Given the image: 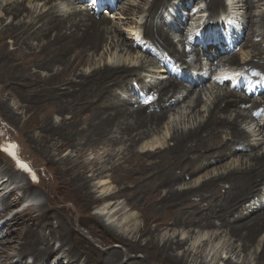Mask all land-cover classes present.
I'll list each match as a JSON object with an SVG mask.
<instances>
[{
	"label": "bare ground",
	"instance_id": "bare-ground-1",
	"mask_svg": "<svg viewBox=\"0 0 264 264\" xmlns=\"http://www.w3.org/2000/svg\"><path fill=\"white\" fill-rule=\"evenodd\" d=\"M26 1L14 0L0 5L5 12L0 17V83L15 91H22L27 99L39 102L44 114L41 129L48 135H61L62 131L69 129L68 135L73 140L78 139L81 128L77 126L85 120V144L90 147L98 144L107 146L102 155L84 162L92 172L90 177L85 175V171H80V165L71 157L62 160L54 159L50 152L47 154L48 162L59 168L60 179L66 181L70 190L77 195V209L87 211L101 198L105 200L106 208H112L117 203L114 214L121 215L125 206L137 207V200L144 199L147 214L164 206L165 219L167 217V221H172L174 226L185 227L189 236L185 239L178 236L161 237L158 229L146 220L143 225L131 229L128 237L112 224L103 225L99 214L82 216L78 220L82 226L89 225L92 229L101 225L108 236L107 243L117 241L125 248L124 251L118 248L106 250L105 247L101 250L74 223V212L70 208L59 205L57 212H52L48 206L45 208L46 203L39 205V210H42L39 215L29 217L27 213L31 212V206H27L9 219L8 224L18 226V230L6 241L7 244L2 238L4 235L0 236V264H25L24 258L28 254L33 257V264H186L192 250L185 249L182 254L178 250L184 249L192 238L194 227L220 229L229 237L228 246L232 254L243 256L244 261L253 257L255 264H264V241L261 249H256L258 237L264 232V150L259 147L264 143V127H260L261 137L256 142L250 140V133L242 127L248 118L254 120L263 111L264 95L260 101L243 98L231 87L223 88L229 79L222 78L219 88L226 89V92L221 89L224 93L218 94L217 91L218 95L205 119L188 128L174 129L170 134L172 143L168 146H156L147 152H139V142L159 130L169 112H178L177 107L181 102L189 101L186 107L191 110L189 121L197 120L198 106L202 103L201 89L195 98L192 95L202 81L194 85L192 80L188 81L186 73L177 72L164 81L145 84L142 68L156 61L144 56L138 63H128L131 51L137 45L122 37L120 24L129 20L115 22L113 18L121 17L109 13L98 15L97 11L93 15L86 2L88 0H45L44 6L59 2L37 15L25 4ZM169 1L152 2L141 26L143 35L192 70L194 62L200 60V53L194 46L195 41L189 43L185 36L182 51L174 43L171 27L162 21L163 8ZM260 1L245 0L244 5L251 8ZM77 3L86 5L83 7ZM92 4L94 10L98 8L95 2ZM224 5L222 0H210L207 8L211 12L210 19L214 17L213 14L225 9ZM117 7L126 11V15L135 11L108 5L111 10ZM137 7L140 8L139 5ZM25 12L28 17L32 16L30 20H21ZM250 14L249 21L254 25V18ZM7 17H13V20L6 23ZM112 19L115 22L114 30L109 26ZM110 33L115 38L117 51L114 61L90 73L79 72L83 57L90 49H99ZM207 33L210 34V29H207ZM139 34L140 39L142 36ZM8 38L13 40L12 48L8 45ZM34 39L41 43L35 46ZM219 55H216L214 63L209 64L210 72L223 70L227 64L239 63L236 56ZM245 68L250 75L257 71L264 72V58L255 55L245 63ZM43 70L48 72L47 75H42ZM133 79L145 85L147 95L144 99H132ZM119 89L127 91L131 99L123 98ZM57 109L73 112L71 122L62 119L58 125L54 124L51 113ZM73 126L79 133H70ZM13 144L9 142L0 146V173L9 177L0 180V188L3 185L6 187L10 180H21L25 181L22 187L25 191H33L38 177L32 172V166L16 151V144ZM119 144L124 149L116 158L114 150ZM231 156L241 159V164L210 176L199 184L177 187L197 177L208 166H221ZM106 171L111 172L112 182L118 189L114 194L105 191L98 198L93 192L92 181L104 177ZM13 190L1 196L0 215L18 202L20 197L14 199L15 202L8 201ZM116 197L119 200L122 198L125 203L121 204L114 199ZM92 230L96 235V231ZM159 236L162 242L158 240ZM54 240L60 241V246L55 247ZM238 242L242 246L240 250H237ZM17 247L22 252L15 260L6 253L7 249ZM137 250L145 255L135 260H123L125 255L129 256ZM60 252H63L66 263L60 260ZM202 252L203 248L197 249L195 256L203 257ZM203 261L199 264H204ZM245 263L234 262L231 257L225 259V264Z\"/></svg>",
	"mask_w": 264,
	"mask_h": 264
},
{
	"label": "rangeland",
	"instance_id": "rangeland-1",
	"mask_svg": "<svg viewBox=\"0 0 264 264\" xmlns=\"http://www.w3.org/2000/svg\"><path fill=\"white\" fill-rule=\"evenodd\" d=\"M11 1L14 0H0V5H5ZM153 1L154 0H100L99 3L98 0L95 2L98 7L95 10L94 7H92L94 6L92 4V2L94 3V0L86 1L88 6L91 8V14L93 15L94 12L97 11L96 13H98V15L109 13L112 16L115 15L116 17H121L113 18L115 22L129 20L128 23L120 24V34L122 37L129 40L130 42H135L137 45V47L131 51V60H129L128 63H138L143 59L144 56L153 58L156 61V63H150L149 66L146 67L144 65L142 68L141 74L144 77L145 84L149 83L150 81H164L168 77L172 76L173 73L177 72L186 73L188 81L192 80L194 85L195 82L202 81L198 84L196 91H194L192 95V97L195 98L201 89L202 103L198 106L199 112L197 113V120L189 121L188 114L191 110L186 108L189 104V101H186L185 103L181 102L180 106L178 105L177 107V110H179L178 112H169L170 114L168 113V118L161 124L159 130L152 132L139 142L137 149L139 152L143 153L156 146H168L171 144L172 141L170 134L174 129H180L184 127L188 128L193 124L199 123L203 118L205 119L208 116V110L213 106L215 96L219 93L226 92V89H223L225 87L227 89L231 87L234 91L240 93L243 98L247 97V99L250 98L256 101L262 100V96L264 95V72L257 71L253 74L251 73L250 75L247 68H245V63L254 58L255 55H260L262 58H264V15L261 16L262 13H264V0H261L259 4L255 3V5L251 8L247 7V5H244L245 0H222L226 8L221 9L216 13V15L213 14L214 17L212 19H210L212 17L211 12L207 9L210 0H178L177 4L174 3L172 9L168 7V4L172 1L170 0L165 7L167 10L165 11V8H163L162 21L164 20L167 25L171 27L172 38L180 51H182L185 47V41L183 40L184 36L187 37L189 43L195 41L194 46L200 53V60L194 62V68L192 70H189L185 64L181 65L172 55H168V53L162 51L153 44L149 37H145L143 35V28L141 26L145 20L144 16L145 14H148V9ZM58 2L59 1L53 3ZM44 3L45 0H27L25 2L27 6L33 9L34 15L46 11L53 4L51 3L48 6H44ZM78 4H82L83 7L86 5L84 3H77L76 5ZM112 4L123 7L127 10L135 9V11L133 14L126 15V11L123 12V10H120L118 7L114 10L108 9V5ZM137 5H139L140 8H138ZM166 12H170L169 16ZM249 13H251V17L254 18V25H252L249 21ZM4 14L5 12H3L2 8H0V17ZM189 15L190 18H188ZM218 16L221 17L218 18ZM30 17L32 16L29 15L28 17L27 13L25 12L21 16V20L27 21L31 19ZM12 18L13 17H7L6 23L11 22V20H13ZM113 19L110 21L109 26H112L114 30L113 24L115 22H113ZM210 21H219V23H215L213 29L212 26L208 24ZM204 29L206 31L207 29H210V34L213 30L219 35L218 37L214 32V39L210 41V45H208L209 50H206V52L201 46L202 40L200 35L201 30ZM137 33H140L139 35L142 36L140 39L139 36H137ZM113 34H115L114 31ZM113 34L110 33L108 35L109 37L106 38L103 45L99 49H90L88 51L87 55L83 57V61L78 67L79 72L90 73L93 71V69L105 65V63H112L114 61V56L117 51L115 47V38L112 36ZM188 37L190 38L188 39ZM7 42L10 48L14 46L12 39L8 38ZM33 43L35 46H37L41 42L37 39H34ZM206 53H209V55ZM218 54H220L219 56H236L239 59V63L231 65L227 64V66H224L225 69L223 70L210 72L209 64L216 61V55ZM190 55L192 56L193 54ZM192 57L195 56L193 55ZM41 73L42 75H47L48 72L43 70ZM222 78L229 79V81L227 82L226 80V82L223 84V88H219V82ZM144 86V84L141 85L139 81L133 79V100L135 98H145L147 92ZM21 92L15 91L13 88L5 86L4 83H0V146L8 145L9 142L12 144L14 143L13 145L16 144V151L22 155L23 159L26 160L30 166H32V172L36 173L38 180L35 182L37 185L33 191L31 189L30 191H25V188H22L25 184V181L21 180H16L15 182L10 180L6 187L4 185L1 186L0 198L3 194L13 188L15 190H13L10 196H8V201L15 202L14 199L18 197L21 198H19L17 203H14L12 207L3 211L2 215H0V236L4 235L2 237L4 242H8L18 230V226L8 224L11 217H13L16 213L22 212L27 206H31V212L27 213L29 217L39 215L42 213L41 208L39 210V205L46 203L47 205L45 208L48 206V208H50L49 210L52 212H57L56 209L59 205H65L66 207L70 208L74 212V223L82 228L86 237L93 240L96 247L101 250H103L105 247L104 249L106 250L118 248L124 251L125 248L117 241L107 243V240L109 239L108 236L104 234L101 225H96L92 228L93 230L89 225L82 226L78 221L82 216H86L88 214H99L102 216L103 225L112 224L118 229V231L127 234L128 237L129 231H131V229H133L135 226L143 225L146 220H149L150 224L154 228L158 229L159 235L161 237L162 235L167 237L178 236L179 238L185 239L187 236H189L185 227L174 226L172 225V221H167V217L165 219V211L163 210L164 206L162 205L156 210V212L152 214H147V211L143 205L144 199L137 200V207L131 208L130 205L125 206L121 215L114 214V207L117 206V203L112 208H106L105 200L101 199L100 197L105 191L114 194L118 189L117 185L112 182L110 174L111 172L108 171L104 173V177H98L92 181V184L94 185L93 192L96 197L100 198L98 203L93 204V206L87 211H83L81 208V212L79 209H77L78 204L75 200L77 195L75 196V193L70 190V187L66 181L60 179L59 168L55 164L48 162L47 154L50 152L54 159L61 158L62 160H65L67 156L71 157L74 162L80 165V171H85V175L90 177L92 172L90 169L85 167L84 162L102 155L103 151L107 149V146L105 147L102 144H98L96 146L90 147L88 144H85V120H82V124L77 126L78 128H81V133L78 136V139L73 140L68 135L69 129L62 131L61 135H48L46 131L41 129L44 114L40 109L39 102L27 99L23 95L24 93ZM119 94L123 98H130L129 93L125 90L119 89ZM239 106L242 105L240 104ZM239 106L236 107L240 108ZM236 107L234 106V108ZM261 109L263 111L259 113L256 119L251 120L248 118L242 123V127L250 133V140L252 142H256L260 139L261 132L259 129L260 127H264V105L261 106ZM181 111L183 112L182 114ZM51 114L52 122L58 125L62 119L71 122L73 112L58 111L57 109L53 110ZM74 128L75 126L72 127V132L70 133H79V131H75ZM259 147L261 150H264V143ZM123 149L124 146L122 144H119L115 147L114 153H117V156L115 155L116 158H118V155L121 153V151H123ZM0 151L2 150L0 149ZM12 163L14 165L13 160ZM240 164L241 159L234 158V156L228 157V159H226V161H224L221 166H208L200 174H198L197 177H193L188 182L177 185V187L184 188L188 185L191 186L199 184L210 176L216 175L219 172L226 171L229 168L238 166ZM0 176V180L2 178L5 180L9 178L5 174L1 173ZM225 185L228 187V184L225 183ZM4 187L5 189L2 190ZM114 199L119 200L118 197ZM118 202L121 204L125 203L122 198ZM107 203L108 202H106V204ZM80 212L81 216H79ZM194 228L195 232L188 243L185 244V248L178 250L179 254H182L184 250L188 248L192 250V255L186 264H199V262L203 260L204 264H225V259L229 257H231L234 262L255 264L253 257H249L246 259V261H244L243 256H239L236 253L232 254L229 251L230 247L228 246L229 237L225 234V232L221 233L220 229L213 230L203 227ZM91 230L96 231V235L95 232H93V234ZM160 236L158 240L162 242ZM263 241L264 232L258 237L259 243L257 242L258 244H256L257 250L261 249ZM53 242H55V247H58L61 244V242L58 240H54ZM239 243L240 242H238L237 246H239V248L237 247V250L242 248L241 243ZM200 248H203V257L195 256V252H197V249ZM21 252L22 250L19 251V247H17L7 249L6 254L9 257L12 256V258L16 260L18 258V253ZM144 255L145 253L143 251L137 250L132 252L129 256L125 255L123 260H135L137 258H142ZM59 256L60 260H63V263L67 262V260L64 259L63 252H60ZM249 256H251V254ZM154 260L156 261V259ZM24 261L27 264L34 263L33 257L29 254L24 258Z\"/></svg>",
	"mask_w": 264,
	"mask_h": 264
},
{
	"label": "clouds",
	"instance_id": "clouds-1",
	"mask_svg": "<svg viewBox=\"0 0 264 264\" xmlns=\"http://www.w3.org/2000/svg\"><path fill=\"white\" fill-rule=\"evenodd\" d=\"M98 0H94V2H97ZM178 3V0H172L169 4L168 7H170L172 9L173 5ZM167 10V8H165V11ZM167 15L169 16L170 12H166ZM166 16V15H165ZM4 225V224H3Z\"/></svg>",
	"mask_w": 264,
	"mask_h": 264
}]
</instances>
